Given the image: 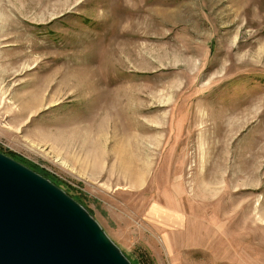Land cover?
<instances>
[{
  "label": "rangeland",
  "instance_id": "374dc122",
  "mask_svg": "<svg viewBox=\"0 0 264 264\" xmlns=\"http://www.w3.org/2000/svg\"><path fill=\"white\" fill-rule=\"evenodd\" d=\"M0 145L132 264H264V0H0Z\"/></svg>",
  "mask_w": 264,
  "mask_h": 264
},
{
  "label": "water",
  "instance_id": "95a60500",
  "mask_svg": "<svg viewBox=\"0 0 264 264\" xmlns=\"http://www.w3.org/2000/svg\"><path fill=\"white\" fill-rule=\"evenodd\" d=\"M0 264H132L92 214L0 151Z\"/></svg>",
  "mask_w": 264,
  "mask_h": 264
},
{
  "label": "bare ground",
  "instance_id": "6f19581e",
  "mask_svg": "<svg viewBox=\"0 0 264 264\" xmlns=\"http://www.w3.org/2000/svg\"><path fill=\"white\" fill-rule=\"evenodd\" d=\"M109 52V51H108ZM29 61L31 59H28ZM87 71H92L89 68H79L77 71H75L74 73L71 72L70 75H68V77L72 76V83H69L67 85L69 86H63L60 85L59 87V92L62 94L65 93H69L70 90H72V93L76 96H81L84 94H88V99L90 100L89 104L91 105H102L104 103V101L109 100V94L110 91L108 89V86H106L105 83L100 82V81H86L84 80L85 77V73ZM95 72V71H94ZM94 72H92V75H94ZM96 75V72H95ZM36 84H38V86L36 85V89L35 92H43V87L47 84L43 83V82H37ZM62 84V83H61ZM109 92V93H108ZM59 94V96L61 95ZM30 103V102H28ZM108 105H105L104 107H107ZM68 144L70 145V147H75V142H73V139L70 140L68 142ZM264 145H262L263 147ZM127 150V149H126ZM216 154H220L219 152H217ZM264 154V150L263 149H257L255 151L252 152L251 157L249 158V160H259V158ZM136 164L132 165L129 164L128 167V171H130L131 173L137 172V175L140 176L142 174H144L145 171H139L137 169H135Z\"/></svg>",
  "mask_w": 264,
  "mask_h": 264
},
{
  "label": "trees",
  "instance_id": "16d2710c",
  "mask_svg": "<svg viewBox=\"0 0 264 264\" xmlns=\"http://www.w3.org/2000/svg\"><path fill=\"white\" fill-rule=\"evenodd\" d=\"M0 151L6 153L7 155H9V156H11V157H13V158H15V159H18V160H19V158H18L16 152H13V151L10 150V149H5L2 145H0ZM42 174H43L44 176H47L46 174H44V172H42ZM52 181H53V180H52ZM53 182H55V181H53ZM55 183H56V182H55ZM56 184H57V183H56ZM68 193H69V192H68ZM80 201H82V199H80ZM138 261H139L140 264H150V263H149V258L146 257V256L144 255V253H140V256L138 257Z\"/></svg>",
  "mask_w": 264,
  "mask_h": 264
},
{
  "label": "crops",
  "instance_id": "0c3cea01",
  "mask_svg": "<svg viewBox=\"0 0 264 264\" xmlns=\"http://www.w3.org/2000/svg\"><path fill=\"white\" fill-rule=\"evenodd\" d=\"M165 227H166V226H165ZM168 227H169V228H172L173 226H167V228H168Z\"/></svg>",
  "mask_w": 264,
  "mask_h": 264
}]
</instances>
